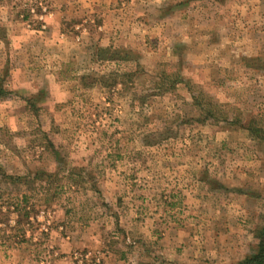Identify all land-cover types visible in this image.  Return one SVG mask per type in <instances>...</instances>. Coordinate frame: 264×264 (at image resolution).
<instances>
[{"label": "rangeland", "instance_id": "rangeland-1", "mask_svg": "<svg viewBox=\"0 0 264 264\" xmlns=\"http://www.w3.org/2000/svg\"><path fill=\"white\" fill-rule=\"evenodd\" d=\"M0 76V264L255 251L264 0H0Z\"/></svg>", "mask_w": 264, "mask_h": 264}, {"label": "trees", "instance_id": "trees-1", "mask_svg": "<svg viewBox=\"0 0 264 264\" xmlns=\"http://www.w3.org/2000/svg\"><path fill=\"white\" fill-rule=\"evenodd\" d=\"M103 53H109L111 50H100ZM119 51H114L111 58H109V60H118L116 58V56H118L119 54H117ZM121 61H126V60H122ZM247 67L250 68H255L256 65H253L251 62L246 63ZM103 77L100 79H95L93 84H89V85H95L97 83H101L103 81ZM184 80H182L181 78H178V80H176L175 82H173V86L171 87V90L175 88L176 83H181ZM5 78L0 76V100H2L3 98L7 97L9 95V93L7 92V90L5 89ZM194 102L198 105L201 106V103L199 102V98L195 97L194 98ZM29 102H31L29 100ZM28 102V105L30 104ZM31 107H33V105L30 104ZM202 107V106H201ZM211 113V112H209ZM224 119H228V118H224ZM37 177L32 180H30L29 178H25V177H20V176H10L8 174H6V172L4 171V169L0 166V187L4 184L6 185H21V184H25L28 187H30L31 184H34L36 181H38L39 179L41 181L44 180L45 174H38L36 175ZM51 178L47 177V179ZM0 197H1V193H0ZM256 239H257V245L255 248V251L246 256L242 261H240L238 264H264V221H263V225L260 226L256 232Z\"/></svg>", "mask_w": 264, "mask_h": 264}]
</instances>
